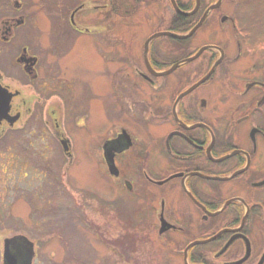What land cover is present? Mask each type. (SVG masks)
<instances>
[{"label":"flooded vegetation","instance_id":"1","mask_svg":"<svg viewBox=\"0 0 264 264\" xmlns=\"http://www.w3.org/2000/svg\"><path fill=\"white\" fill-rule=\"evenodd\" d=\"M216 2L201 0L192 20ZM90 4L73 2L70 29L51 32L48 87L65 100L60 115L76 118L67 137L52 127L64 155L97 171L99 191L85 193L82 209L87 227L110 235L91 241L99 264H264V54L247 49L243 26L232 39L234 20L219 9L193 37L218 21L226 42L193 61L206 47L183 44L193 37H155L180 36V15L153 32L132 15L137 29L121 45L119 0H99L94 14ZM21 21L4 23V35ZM39 61L23 49L17 62L37 81ZM89 129L96 135L86 141ZM120 225L130 230L123 239ZM33 252L32 264L35 244Z\"/></svg>","mask_w":264,"mask_h":264},{"label":"rangeland","instance_id":"2","mask_svg":"<svg viewBox=\"0 0 264 264\" xmlns=\"http://www.w3.org/2000/svg\"><path fill=\"white\" fill-rule=\"evenodd\" d=\"M17 1L20 9L15 6L16 0H0V85L17 94L11 102V115L20 114L12 127L4 122L0 125V264L3 241L17 236L35 244L33 264H99L91 241H101V237L110 241V235L104 237L96 228L87 227V214L82 209L83 199H88L85 193L99 191L97 171L95 167L82 166L79 160L70 163L64 155L52 127L58 126L56 131L67 137V127L76 118L60 115L61 109H67L65 100L60 95L50 97L48 87L51 69L55 68L50 56V35L58 26L63 32L70 29L68 18L76 0ZM90 1L88 13L94 14L93 7L99 0ZM177 1L185 7L194 5V0ZM220 6L213 14L234 20L236 32L231 33L232 39L243 26L247 49L254 50L256 56L264 54V0H222ZM118 13L123 18L121 45H128L125 36L137 29L130 25L136 24L131 22L132 15L151 20L152 32L170 29L169 22L175 16L169 0H146L139 6L119 0ZM21 19L22 24L16 23L10 36L4 35V23ZM159 19L166 24L156 26ZM223 30L218 21L209 23L183 44H189L191 50L224 45L227 38ZM23 49L40 59L37 81H31L17 62ZM65 66L61 64L59 78L66 77ZM95 135L96 130L89 129L86 141L95 139ZM77 153L80 155L79 149ZM118 230L120 236L124 235L122 239L130 231L121 225Z\"/></svg>","mask_w":264,"mask_h":264},{"label":"water","instance_id":"3","mask_svg":"<svg viewBox=\"0 0 264 264\" xmlns=\"http://www.w3.org/2000/svg\"><path fill=\"white\" fill-rule=\"evenodd\" d=\"M199 1L200 0H196V7L190 13H184L180 11V9L177 7L175 0H170V3L174 11L177 14L182 15L184 17H188V16L193 15L197 11L198 6H199ZM220 4H221V0H219L216 5L210 7L205 12L200 22L187 35L177 36L171 33H161V34L156 35L155 37H171V38H175L179 40H185L191 37L200 28L207 14L211 10L218 8ZM205 49L200 50L194 58L189 59L188 61H192L196 59L197 57H199V55ZM14 96L15 95H12L6 89L1 88L0 86V124L3 121H7L9 125L12 127L19 120V115L11 116L9 114L10 113V103ZM110 168L113 169V166H110ZM17 241H21V246L18 247L15 245L16 246L15 248L17 251L16 250L14 251V248L12 249L11 247H13ZM24 244H26L27 246H25ZM197 244H203V243H197ZM228 246L229 245L225 246L222 252H224ZM33 256H34L33 244H31L27 238L23 236H18V237L9 238V239L4 240L3 264H31Z\"/></svg>","mask_w":264,"mask_h":264},{"label":"trees","instance_id":"4","mask_svg":"<svg viewBox=\"0 0 264 264\" xmlns=\"http://www.w3.org/2000/svg\"><path fill=\"white\" fill-rule=\"evenodd\" d=\"M181 7V6H180ZM206 6H202L201 7V11L199 12V14H201V12L203 11V9L205 8ZM191 8V6H187V7H184L182 6V9L183 10H189ZM179 24H180V27H179V31L178 32H181V33H186L188 31L191 30V28L193 27L194 25V22L192 20V17L191 18H183V17H179Z\"/></svg>","mask_w":264,"mask_h":264}]
</instances>
